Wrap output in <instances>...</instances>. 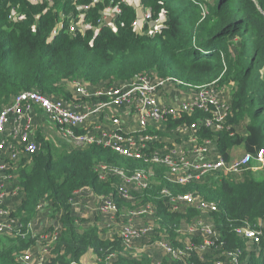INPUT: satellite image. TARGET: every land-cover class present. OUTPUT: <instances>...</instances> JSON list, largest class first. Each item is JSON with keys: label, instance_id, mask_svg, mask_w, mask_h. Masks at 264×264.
<instances>
[{"label": "trees", "instance_id": "obj_1", "mask_svg": "<svg viewBox=\"0 0 264 264\" xmlns=\"http://www.w3.org/2000/svg\"><path fill=\"white\" fill-rule=\"evenodd\" d=\"M10 2L22 7L27 14L25 20L9 19ZM54 2L57 8L72 9V0ZM150 2L155 11L163 10L169 17L158 34L136 33L131 26L135 10L126 6L116 20L115 30L103 27L97 35L92 31L85 34L64 31L49 42L47 39L58 20L52 8L43 13V5L26 0H0V109L20 92L32 89L69 98L66 82L74 79L104 85L123 83L150 72L195 85L217 81L218 88L234 82L229 117L233 116L228 118L227 128L218 133L203 129L201 137L214 138L226 160L231 159L232 149L239 145L250 153L264 150V0L204 2L206 14L198 0ZM98 7L101 9L102 5ZM98 12H93L90 18L96 19ZM245 117L250 121L248 133L243 136L234 126ZM196 119L195 115L184 116L170 125L192 123ZM37 154L33 163L23 164L19 170L25 196L15 214L25 229L37 218L40 203H46L45 210L51 209L52 218L60 214L62 233L54 251L58 264L80 261L89 252L105 258L102 264L105 256L113 253L117 255L115 264H153L148 254H143L141 259L126 256L120 236L104 238L96 224L87 229L77 225L70 202L76 190L90 188L99 194L114 195L116 202L121 203L116 193L117 183L110 179L116 177L100 180L97 171L100 163L130 172L143 168L155 171V182L143 193V202L152 201L157 206L162 232L175 246H181L177 231L180 221L193 218L198 210L189 207L188 213L171 212L160 195L165 187L174 193L196 192L219 205V211L207 215L212 216L220 231L226 243L224 249H244L246 241L235 233V227L264 219V172L255 177L250 169L246 170L238 185L231 182L236 175H219V182L213 185L206 180V183L182 186L170 181L163 168L148 167L142 161L123 157L101 145L55 155L45 143L43 153ZM2 237L0 264H24L20 256L33 241L31 236ZM255 248L258 252L247 257L243 251V264H264V239ZM201 262L195 254L188 263L165 257L160 264Z\"/></svg>", "mask_w": 264, "mask_h": 264}, {"label": "built area", "instance_id": "obj_2", "mask_svg": "<svg viewBox=\"0 0 264 264\" xmlns=\"http://www.w3.org/2000/svg\"><path fill=\"white\" fill-rule=\"evenodd\" d=\"M26 1L33 5H43V13L52 8L58 14V20L47 39L49 42L64 31L71 34L92 31L97 35L103 27L115 30L116 20L126 6L135 10L131 26L139 35L160 33L169 18L163 10L155 11L151 0H72V9L69 11L55 7L54 0ZM198 1L201 2L203 14H206L207 6L204 2L207 1ZM101 5L100 9L98 6ZM8 7V17L12 22H21L27 18L20 5L13 6L10 2ZM93 12H98L96 19L90 18ZM216 83L214 81L201 86L194 91L193 96L176 105L161 104L158 96L166 93L168 87L184 86L186 82L171 76L159 77L150 72L138 74L123 83L104 85L74 79L71 83L74 87L66 88V92L71 95L69 98L46 94L37 89L20 92L0 109V237L25 238L30 236V232L33 233L31 237L36 241L38 239L41 249L34 253L31 250L24 251L20 260L24 264H51V251L62 233L61 222L54 227L44 225L36 238L32 231L36 219L25 229L21 220L14 216L19 207H9L11 201H17L21 206L25 194L19 180V170L23 164L27 166L40 150L39 142L34 137L39 110L56 127L58 133L73 145V149L101 145L123 157L142 161L148 167L154 165L163 168L170 181L182 186L203 183L214 175H240L251 170L252 163L264 166V150L246 152L230 160L221 155L212 158L215 139L201 137V131L209 129L218 133L227 128L232 109L230 102L221 96ZM178 92L182 91L178 89ZM125 115L130 116L138 130H127V123L123 119ZM192 115L197 116L192 123L182 122L169 128L170 122ZM151 125L158 131L176 128L179 133L188 132L190 145L183 148L181 145L166 149L157 147L160 135L150 130ZM97 171L101 181L113 175L118 177V197L123 202L132 203L126 215L127 222L120 227L119 236L124 250L133 251L135 243L146 240L160 221L157 206L152 201L135 205L136 196L139 195L133 193L135 191L142 197L145 191L150 190L155 171L143 168L130 172L107 163H100ZM82 193L83 189L76 190L70 200L73 214L79 206L78 199ZM160 195L171 212L184 213L186 208L194 207L204 216L220 210L215 201L196 192L174 193L165 187ZM45 204L40 203L38 212L44 210ZM98 211L106 218L107 227L112 228L118 222L119 204L114 195L99 194ZM75 218L77 225L83 226L81 219ZM177 231L180 235H188L189 240L180 243L181 246L165 240L155 245L172 260L188 263L195 254L205 260L210 251H219L221 255L214 259L213 264H243V249H224L226 243L214 223L196 217L180 225ZM234 231L246 241V245L260 246L264 239V219L255 224L239 225ZM88 254L93 256L92 252ZM115 257L117 260L115 253L109 255L104 264H115ZM82 259L70 264H83ZM97 264H102V261Z\"/></svg>", "mask_w": 264, "mask_h": 264}, {"label": "rangeland", "instance_id": "obj_3", "mask_svg": "<svg viewBox=\"0 0 264 264\" xmlns=\"http://www.w3.org/2000/svg\"><path fill=\"white\" fill-rule=\"evenodd\" d=\"M205 1H207V2H209L211 4L213 3V0H205ZM71 83H72V81H67L66 82V87H68V88L69 87L72 88V86L74 87V84H71ZM207 84H210V83H207ZM204 85H206V84H204ZM201 86H203V85H199V84L195 85V84H191V83H187L186 82V85H184V86H176V88L180 89V91H182V92L191 93V92L199 89ZM219 88H220V90H223L224 86L223 85H219ZM223 91H226V89H224ZM58 96L62 97V98H65V96L63 94L58 95ZM232 116H233V114H231V116L229 118H231ZM174 127H176V126L169 125V128H174ZM170 133H172L173 135H177V136L179 135V132H177V131H170ZM34 137L36 138V140L39 142V145H40V150H39L37 155H40L41 153H43L44 144L45 143H48V145H50V147H51V149H52V151L54 152L55 155L63 154V153L69 152V151H71L73 149V145L69 141L65 140L58 133V130L56 129V127L47 119V117L40 110L37 112V115H36L35 128H34ZM241 154L243 155L244 152L241 153ZM232 155H233V153H232ZM238 157H240V156H238ZM33 161H34V156L32 157L31 162H29V165L31 163H33ZM251 172L253 173V175L255 177H260L263 174V172H264V166H262L260 164H257V163H252ZM111 177H116V176L113 175ZM116 178H110V179H112L113 182L117 183L116 185H118L119 179H118V177H116ZM220 178H221V176L214 175V176L210 177L206 182H208V183L213 185L215 183H218ZM153 180L155 182V176H154ZM242 180H243V176L241 174L234 176V178H231V182H233L236 185L240 184L242 182ZM189 192H192V191H189ZM133 193L135 195H139V196H136L135 205L143 204L144 203L143 202L144 199L140 196V194L136 193L135 191ZM117 204H118V202H117ZM131 205H132V203L125 202V201L124 202L121 201V203L119 204L118 222L111 228L112 229V236L111 237L119 236L120 227L122 226V224L124 225L127 222L126 215H127V212L129 211ZM188 209L189 208H186L184 210V213H188V211H187ZM45 213H47V215H45V217L47 216V217L50 218V223L51 224H49V225H51L53 227H54L55 224L59 225V223H58L59 222L58 221L59 220V214L57 215V217L52 218L51 209L50 210H45ZM14 216L19 218V216L17 214H15ZM196 217H201L202 219H204L207 222L214 223L211 215L205 214L203 216V215H200L198 212H196V215L193 218L190 219V217H189V219L180 221L179 226L180 225L183 226V225L189 223L190 221H192ZM79 218L81 219V221H82L81 223L83 224V226H79L80 229L81 228L87 229L88 227H90V226H85L84 225V223H87V220H85V218H82L81 215H79ZM97 221H98V219H97ZM94 224L98 225L97 222L94 223ZM104 224H105V227H103V226L101 227L100 225H98V226H99V228L101 230V233H103V236L105 237L109 233V230L105 229L107 227L106 222H104ZM215 226H216V224H215ZM42 230H43V228L42 229L36 228V230L34 232L36 234V238H37V235H39L42 232ZM31 235H33V233L30 232V236ZM167 237L168 236L162 232V227H161L160 221H159L155 225L151 235L148 236L146 238V240L136 242L135 243V248H134L133 251H127L126 252L125 250H123V252H124V254L126 256H128L130 258H138V259H141L142 255L145 254V253L146 254L147 253L148 254H152L150 256H152V258L154 259L153 263L154 264H156V262L160 263L163 260V258L164 257H168V255L165 253L164 250H162L161 248L156 247L155 245H156V242L161 241V240H165V241L170 242ZM189 238L190 237L188 235H184L183 234V235L179 236L178 240L182 244L184 241H186V239L189 240ZM55 249H56V247L53 248L52 251H51V254H52L51 264H58V263H55V257H57V255H54ZM243 251L245 253V257H247L249 255H252L255 252H258V250L254 246L246 245V244L244 246ZM91 255H89L87 253L84 256V258L82 259V263L83 264H97V263H100L101 260L102 261L105 260V258L102 259V257H100V256H96L94 254H93V256H91ZM220 255H221V252H219V251H210L208 254H206L205 260H202L201 263L202 264H205V263L212 264L214 259L220 257ZM105 257H108V255L105 256ZM115 259H116V257L114 258V263L116 262Z\"/></svg>", "mask_w": 264, "mask_h": 264}, {"label": "crops", "instance_id": "obj_4", "mask_svg": "<svg viewBox=\"0 0 264 264\" xmlns=\"http://www.w3.org/2000/svg\"><path fill=\"white\" fill-rule=\"evenodd\" d=\"M235 88H236L235 83L230 82L226 86H224V88H223V90L226 89V91L220 90L221 96L224 99H226L227 101H229L230 104L232 103V96H233V92H234ZM67 89H69V88L67 87ZM194 93H195L194 91L191 93H186V92H180L179 93L178 88L168 87L166 89V93L158 96V101H159V103L165 104V105H176L181 100L190 98L191 96L194 95ZM123 119L127 123L126 128L129 132H134V131L138 130V126L135 123H132L130 116L125 115L123 117ZM249 121H250L249 117H245V119H243L241 122L235 124L234 128L237 131V133H239L240 135H243V136L247 135V133H248L247 124ZM150 130L153 131L154 133L160 135L159 140L156 144L157 147H159V148L166 149V148L171 147V146H179V145H181L183 148L185 146L190 145V135L188 134V132H182V133L180 132L179 135L177 136V135H173L172 133H170V131L179 132V130H177L176 128L175 129H169L168 128V131H166V130L158 131L156 128H153L152 125H151ZM243 152L246 153L243 145H239V146L234 147L232 149L233 155L231 153V159L239 158L238 156L241 157V155H242L241 153H243ZM220 155H221V153L219 152L217 143L213 142L212 158L215 159L216 157H218ZM98 195L99 194L94 192L92 189L84 188L82 196L78 199L79 200V206L77 207L76 211H74V216L79 217V215H81L82 218H85V220H87V223H84L85 226H92V224L97 222L98 225H100L101 227L102 226L105 227L104 222H107L106 218L104 216H102L98 211ZM9 204H10L9 207L11 209H17L18 207H20V203H18L17 201H11ZM73 210H74V208L72 209V211ZM45 215H47V213H45V209H44V211L42 210L41 212L38 213L36 220L32 224V231L35 232L36 228L41 229L42 226L49 225L50 218L47 216L45 217ZM97 219H98V221H97ZM58 221H59L58 223L60 224V217H59ZM105 229L109 230V233L105 237L103 236V233H102V236L104 238H111L112 229L109 227H106ZM31 239L33 241L30 242L27 250H31L33 253H34V251L35 252L39 251L41 249V245H39L38 239H37V241L34 240L33 237H31ZM148 255L150 256L152 254H148ZM150 257L152 258V256H150ZM152 262H154L153 258H152ZM160 263L156 262V264H160Z\"/></svg>", "mask_w": 264, "mask_h": 264}]
</instances>
